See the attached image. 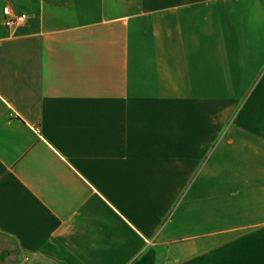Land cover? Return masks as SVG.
<instances>
[{
	"label": "crops",
	"instance_id": "obj_1",
	"mask_svg": "<svg viewBox=\"0 0 264 264\" xmlns=\"http://www.w3.org/2000/svg\"><path fill=\"white\" fill-rule=\"evenodd\" d=\"M0 264H264V0H0Z\"/></svg>",
	"mask_w": 264,
	"mask_h": 264
},
{
	"label": "built area",
	"instance_id": "obj_2",
	"mask_svg": "<svg viewBox=\"0 0 264 264\" xmlns=\"http://www.w3.org/2000/svg\"><path fill=\"white\" fill-rule=\"evenodd\" d=\"M3 14L6 27L12 31L23 26L28 19L26 14H16L9 6L4 8Z\"/></svg>",
	"mask_w": 264,
	"mask_h": 264
}]
</instances>
